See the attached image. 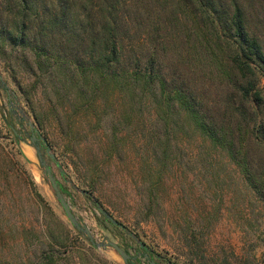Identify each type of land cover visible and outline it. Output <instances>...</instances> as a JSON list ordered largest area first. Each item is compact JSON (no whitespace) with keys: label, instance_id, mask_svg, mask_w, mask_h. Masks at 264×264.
<instances>
[{"label":"rangeland","instance_id":"1","mask_svg":"<svg viewBox=\"0 0 264 264\" xmlns=\"http://www.w3.org/2000/svg\"><path fill=\"white\" fill-rule=\"evenodd\" d=\"M221 1L228 12L239 3L249 35L264 53V0ZM189 37L184 27L172 36L178 79L193 88L210 126H222L226 139L235 132V160L249 172L193 131L184 115L173 116L167 130L164 120L159 126H116L108 110L99 126H90L89 114L82 112L67 115L73 121L58 120L47 109L49 87L34 89L35 79L28 77L22 83L31 84L26 102L0 63L7 87L0 86V232L13 244L3 256L0 235V264H23L19 260L25 256L32 264H149L138 246L157 264H264V189L257 193L244 179L248 172L264 182V65L254 68L253 77L262 101L245 99L231 82L245 86L246 79L227 66L218 45L211 48L214 58L193 48ZM167 59L162 58L163 66ZM33 130L79 223L96 242L121 246L130 254L127 263L112 247L93 246L71 226L36 157ZM110 142L117 145L111 154ZM100 209L117 224L105 221Z\"/></svg>","mask_w":264,"mask_h":264},{"label":"trees","instance_id":"2","mask_svg":"<svg viewBox=\"0 0 264 264\" xmlns=\"http://www.w3.org/2000/svg\"><path fill=\"white\" fill-rule=\"evenodd\" d=\"M226 13L229 16L222 18ZM181 27L188 31L193 48L209 51L214 58L211 48L216 43L227 66L246 79L245 86L235 80L233 87L245 99L262 101L253 77L254 68L260 70L264 65V53L250 37L244 10L236 1L228 12L221 0H0V63L26 102L31 84L22 83L28 77H34V89L49 87L47 109L58 120L82 112L89 114L90 126H99L101 114L108 110L110 123L115 121L116 126H159L164 120L167 130L173 116L184 115L194 124L190 126L193 131L235 160L239 152L235 132L226 139L222 126H210L193 88L186 79H178L170 46ZM162 58H168L165 66ZM0 86L7 89L5 82ZM261 129L258 126L257 132ZM13 137L18 142L15 133ZM109 144L111 154L117 145ZM236 162L248 171L243 161ZM248 172L244 179L250 189L262 193L264 182L254 181ZM100 213L113 225L105 210ZM2 238V255L7 256L13 244ZM138 247L143 250L141 256L151 261L146 249ZM19 263L32 261L25 256Z\"/></svg>","mask_w":264,"mask_h":264},{"label":"water","instance_id":"3","mask_svg":"<svg viewBox=\"0 0 264 264\" xmlns=\"http://www.w3.org/2000/svg\"><path fill=\"white\" fill-rule=\"evenodd\" d=\"M0 85L4 86V80L2 79L1 76H0ZM28 124H29L30 129L32 130L31 123L29 122ZM14 132H15V130H14ZM30 140H31L32 146L35 149V153H36V157L38 159V162L44 168L45 173H46V175L48 177V181H49V183H50V185H51V187H52V189L54 191L55 197L58 200L60 206L62 207L63 212H64L66 218L68 219V221L70 222L71 226H73L76 230H78L80 232H83L87 236V238L89 239V241L91 242V244L93 246H96V247H107V246H110V247H112L121 256V258L123 259L124 263H127L128 260L130 259V254H128V252H126L121 246H119L117 243L112 242V241L96 242L93 239L89 229L87 227L82 226L79 223L78 219L75 217V215L71 211L70 206H69L68 202L66 201L63 193L61 192V190L59 188V185H58V182H57L55 176L53 175L50 167L46 164L44 158L42 157V154L40 152V144H39L41 139L36 136L34 130L31 132ZM44 145H46V144L44 143ZM46 152H47L48 156L50 157V159L54 158V155L49 152L47 145H46ZM107 217L113 223L117 224V222L112 220L109 215H107ZM150 263L154 264L153 261H151Z\"/></svg>","mask_w":264,"mask_h":264},{"label":"bare ground","instance_id":"4","mask_svg":"<svg viewBox=\"0 0 264 264\" xmlns=\"http://www.w3.org/2000/svg\"><path fill=\"white\" fill-rule=\"evenodd\" d=\"M26 154L28 155L29 153L27 152Z\"/></svg>","mask_w":264,"mask_h":264}]
</instances>
